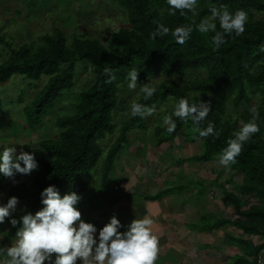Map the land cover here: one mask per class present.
Segmentation results:
<instances>
[{"label": "trees", "instance_id": "16d2710c", "mask_svg": "<svg viewBox=\"0 0 264 264\" xmlns=\"http://www.w3.org/2000/svg\"><path fill=\"white\" fill-rule=\"evenodd\" d=\"M114 2L126 12L128 27L112 33L105 46L95 39L80 38H75L68 46L59 29L43 36L38 45L12 48L0 39L8 48L6 60L0 63V86L15 76L36 83L45 79L42 88L23 109L26 125L30 129L41 124L63 93L72 91L78 63L88 65L94 77L91 86L79 93L73 114L56 119L58 138L37 143L45 157L36 159L39 168L30 184L26 188L21 185L18 190L16 185L9 186L7 198L16 196L20 203H25L28 211L35 212L41 206L40 192L50 184L55 185L62 196L69 192L82 196L88 188V175L97 170L103 157L100 191L104 193L116 157L129 144L128 133L144 122V118L130 117L103 154L100 143L115 131L113 113L119 102L120 88L127 83L128 71L136 68L141 84L163 74L182 76L203 72L204 76L193 79L187 89L173 83L160 85L151 99L145 100L141 93L137 103L153 107L170 100L176 102L183 97L190 103L202 101L211 104L207 120L215 125L218 137L198 140L191 122L182 123L177 119L176 131L166 133L167 136L159 141L174 139L184 128L189 129L192 132L188 135L190 141H200L203 147L199 155L189 159L194 163H208L218 158L241 123L251 120V110H257L256 123L260 131L244 145L237 162L230 166L232 171L242 176L241 182L235 184L238 194L218 186L223 206L232 207L235 218L221 219L213 224L206 223L202 218L204 222L195 225L203 232L225 226L240 231L246 239L225 236L244 254V257L234 256L229 264H257L264 252V0H200L198 15L188 13L186 17H181L179 13L169 15L165 0ZM212 7L230 12L245 10L249 17L245 32L239 37H226L227 43L218 50H214L211 42L214 33L204 35L193 31L183 45L177 44L171 35L163 39L157 37L156 40L149 38L157 21L169 28L188 26L208 16ZM255 15H259L260 19ZM105 68L112 69L116 77L111 83L105 82L108 79L103 72ZM229 105L237 111L241 109L237 120L228 115ZM5 189L0 184V192ZM169 192L166 190L147 199L155 201ZM251 199L256 204L252 205ZM15 231L12 228L9 230L6 241L15 238ZM251 237L260 238L262 243L255 245Z\"/></svg>", "mask_w": 264, "mask_h": 264}, {"label": "rangeland", "instance_id": "374dc122", "mask_svg": "<svg viewBox=\"0 0 264 264\" xmlns=\"http://www.w3.org/2000/svg\"><path fill=\"white\" fill-rule=\"evenodd\" d=\"M255 18L260 19V16L255 15ZM114 24L119 29L128 27L126 12L114 0H0V39L12 48L38 45L43 36L55 29L62 31L68 46L75 38L95 39L105 46L110 35L116 32L112 30ZM7 56L8 48L0 42V63ZM197 76L202 77L204 73H186L182 76L163 74L138 83H149L156 89L160 85L173 83L187 89ZM93 79L91 68L78 63L72 91L63 93L61 100L33 129L27 127L23 109L42 88L45 79L36 83L15 76L1 85L0 149L17 147V154L23 150L34 153L36 159L44 158L45 153L37 147V143L58 138L56 119L73 114L79 93L90 87ZM140 94L139 87L133 91L127 88V83L121 86L119 102L113 113L115 131L100 143L103 154L119 136L122 124L130 118V105L137 102ZM174 104L175 101L170 100L153 106L157 109L156 113L144 118L140 127L128 133L129 144L116 157L104 193L100 191V168L104 157L100 160L97 170L88 175V188L81 196L79 210L82 218L98 229L113 215L124 225L135 218H151L154 221L153 234L160 240L157 264H229L234 256L244 257V254L225 236L237 239L246 237L231 226L203 232L195 225L204 222L202 218L210 224L235 218L232 207L223 206L218 186L238 194L235 184L241 182L242 176L230 167L225 169L220 166L218 158L208 163L189 161L191 157L199 155L203 147L200 141H190L188 135L192 132L187 128L174 139L159 142L167 136L163 117L172 111ZM240 111L232 105L227 109L233 120H237ZM34 175L35 171L28 176L18 174L14 178L15 183L0 176V184L6 187L0 192V203H6L9 186L16 185L17 190L21 185L26 188ZM166 190L170 192L158 200L147 199ZM250 203L256 204L253 199ZM22 208H26L24 202L18 205L14 218H19ZM94 218L99 222H92ZM5 223L6 229L4 225L0 227L3 231L10 230L11 226L7 221ZM250 240L255 245L262 243L258 237H251ZM257 264H264V252Z\"/></svg>", "mask_w": 264, "mask_h": 264}, {"label": "clouds", "instance_id": "9594fccd", "mask_svg": "<svg viewBox=\"0 0 264 264\" xmlns=\"http://www.w3.org/2000/svg\"><path fill=\"white\" fill-rule=\"evenodd\" d=\"M168 14L186 17L188 13L197 16L200 0H165ZM209 15L199 23L195 21L188 26L169 28L156 22V28L149 34L151 40L163 39L171 35L177 44L183 45L193 31L207 35L214 33L211 42L214 50L227 43L226 37H239L245 32L248 13L243 9L230 12L227 9L212 7ZM118 31L117 25H112ZM108 77L106 83L115 80L113 70L105 68ZM139 72L131 68L126 76L127 88L135 91L139 87L145 100L151 99L157 89L149 83H138ZM155 107L137 102L130 105L129 115L132 118H146L156 113ZM211 112L208 102L190 103L187 98H179L172 111L163 117L165 131L172 134L177 129L176 120L182 123L191 122L192 131L198 140L209 136L218 137L215 125L207 118ZM251 120L241 123V127L227 141L219 154L218 163L225 169L237 162L244 145L260 131L256 120V109L251 110ZM206 122V126H205ZM23 165V166H22ZM39 163L34 153L23 150L17 154V147L0 149V176L12 180L19 175L28 176L38 170ZM40 208L35 211L20 209L19 218H14L20 200L16 196L9 197L6 203H0V226L5 222L16 229L14 241L10 246H0V264H157L160 256V240L153 234L154 221L145 216L133 219L124 225L113 215L101 228L82 218L79 203L82 197L76 192L63 196L55 185H49L39 194ZM94 222V221H92ZM99 221H97L98 223ZM122 229H124L122 231ZM8 230L0 231V234Z\"/></svg>", "mask_w": 264, "mask_h": 264}, {"label": "crops", "instance_id": "0c3cea01", "mask_svg": "<svg viewBox=\"0 0 264 264\" xmlns=\"http://www.w3.org/2000/svg\"><path fill=\"white\" fill-rule=\"evenodd\" d=\"M103 217H105V215H103ZM94 219H95V218H94ZM92 221L97 222V219L92 220ZM6 225H7V224L5 223V225H4V227H3L4 229L7 228ZM0 231H3L2 227H0ZM8 232H9V230H8ZM8 232H7V233H8ZM5 233H6V232H5ZM0 235L3 236V239L0 240V246L8 247V246H10L11 242L14 241V239H13V240H11V241H7V242H6V237H7V235L4 234V233H3V234H0Z\"/></svg>", "mask_w": 264, "mask_h": 264}]
</instances>
